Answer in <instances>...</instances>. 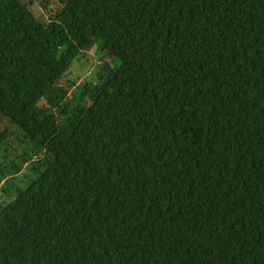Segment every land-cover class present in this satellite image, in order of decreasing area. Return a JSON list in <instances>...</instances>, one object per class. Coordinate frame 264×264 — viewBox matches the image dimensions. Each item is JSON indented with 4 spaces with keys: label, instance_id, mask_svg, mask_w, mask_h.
<instances>
[{
    "label": "trees",
    "instance_id": "1",
    "mask_svg": "<svg viewBox=\"0 0 264 264\" xmlns=\"http://www.w3.org/2000/svg\"><path fill=\"white\" fill-rule=\"evenodd\" d=\"M33 2L0 0V183L34 175L0 264H264V0ZM94 47L120 65L53 107Z\"/></svg>",
    "mask_w": 264,
    "mask_h": 264
},
{
    "label": "rangeland",
    "instance_id": "2",
    "mask_svg": "<svg viewBox=\"0 0 264 264\" xmlns=\"http://www.w3.org/2000/svg\"><path fill=\"white\" fill-rule=\"evenodd\" d=\"M24 1L26 3H30L32 0ZM33 1L34 2L33 5H31V10L34 15L41 21H49V17L45 14V11L39 6L36 0ZM87 54L88 56L86 58L76 61L71 67L68 77H66L65 80H61L58 85L51 90L55 98V105H53V107L57 108L64 102L66 103L68 101H74V104H76L75 101L82 104L86 103V99L83 94V87L98 82L104 71V68H102L103 61H105V63L112 68L120 65V60L118 58L105 60L106 58L96 50V47L88 51ZM42 104H46V102L44 101ZM11 131L15 130L12 129ZM1 140L0 144L2 142ZM7 152L9 153L4 154ZM18 152L19 146L16 143L13 145L10 144L7 148V151L0 152V162L12 164L14 161H16ZM27 167H30V163L24 165L22 167L21 173L17 174L15 178L11 179L10 181H7V179H1L0 204L8 203L12 196L15 195L17 188L19 186H25L29 178L34 176L27 171ZM8 188L9 190L7 191ZM4 189L6 192L3 191Z\"/></svg>",
    "mask_w": 264,
    "mask_h": 264
}]
</instances>
